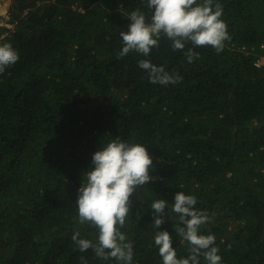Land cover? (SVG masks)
Segmentation results:
<instances>
[{"label": "trees", "instance_id": "1", "mask_svg": "<svg viewBox=\"0 0 264 264\" xmlns=\"http://www.w3.org/2000/svg\"><path fill=\"white\" fill-rule=\"evenodd\" d=\"M229 38L189 64L163 35L149 59L176 84L151 83L129 53L117 58L128 14L146 0H11L0 43L18 61L0 73V264H116L71 236L95 241L75 201L92 153L115 136L146 144L153 179L131 197L123 231L134 264H162L151 203L193 194L224 264H264V0H218ZM162 229L178 256L175 214ZM200 264H206L201 257Z\"/></svg>", "mask_w": 264, "mask_h": 264}, {"label": "clouds", "instance_id": "2", "mask_svg": "<svg viewBox=\"0 0 264 264\" xmlns=\"http://www.w3.org/2000/svg\"><path fill=\"white\" fill-rule=\"evenodd\" d=\"M146 5L150 16L140 9L128 14L127 29L120 32L122 47L117 58L129 53L144 57L137 61V66L153 84H176L182 79L179 73L169 72L149 59L152 50L159 47L162 35L174 51L183 53L189 64L199 60L197 49L211 47L219 54L229 38L222 19L223 6L218 0H146ZM18 59V50L11 43H0V73ZM91 165L83 173L75 205L78 222L94 226L96 239L82 237L79 231H74L71 239L80 252L92 249L103 261L134 264L133 243L121 229L130 214L132 194L153 179V157L146 144L115 136L92 153ZM169 207L175 214V237L189 245L187 256L177 255L173 235L161 228ZM150 210L155 230L153 245L162 264H200L201 257L206 264H224L215 234L201 231L209 217L206 210L198 207L195 195L180 190L171 203L162 197L153 200Z\"/></svg>", "mask_w": 264, "mask_h": 264}, {"label": "rangeland", "instance_id": "3", "mask_svg": "<svg viewBox=\"0 0 264 264\" xmlns=\"http://www.w3.org/2000/svg\"><path fill=\"white\" fill-rule=\"evenodd\" d=\"M11 0H0V24H6Z\"/></svg>", "mask_w": 264, "mask_h": 264}, {"label": "built area", "instance_id": "4", "mask_svg": "<svg viewBox=\"0 0 264 264\" xmlns=\"http://www.w3.org/2000/svg\"><path fill=\"white\" fill-rule=\"evenodd\" d=\"M257 66H262L264 65V57H261L260 59H258L255 63Z\"/></svg>", "mask_w": 264, "mask_h": 264}]
</instances>
